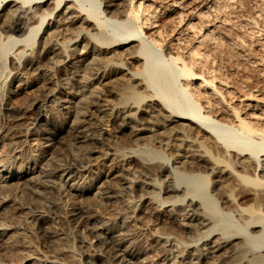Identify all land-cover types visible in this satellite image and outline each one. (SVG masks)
<instances>
[{
    "label": "bare ground",
    "instance_id": "obj_1",
    "mask_svg": "<svg viewBox=\"0 0 264 264\" xmlns=\"http://www.w3.org/2000/svg\"><path fill=\"white\" fill-rule=\"evenodd\" d=\"M150 1L155 0H0V82L15 75L14 82L0 94V117L5 114L12 123H0V264H39L40 256L27 250L30 247L27 248L29 244L23 238L20 237L23 241L18 240L19 237L16 239L20 242L10 239L9 232L18 222L10 212L11 207L15 208L10 194L21 193L25 187L28 188L26 183L30 181L32 184L33 177L37 176L38 180V174H34L37 169L45 178L58 174L71 179L70 170L61 166L60 161L56 160L58 163L55 162L54 166L49 165L53 159L52 156L47 157V152L51 151L60 132L73 135L82 143L91 138L92 134L83 128V121L93 111L106 116L119 133L127 129V140L133 141L144 154H158L147 146L153 141L161 148L176 146L172 165L158 162L160 166L155 172L164 177L161 183L164 180L166 183L161 184L160 190L168 192L170 199L160 196V184L150 173L140 181L144 191L140 194L139 203L135 204L137 213L162 219L166 230L172 228L171 224H176L192 236L193 239L186 241L177 238L173 231L155 233L157 242L168 246L163 257L168 264H264V128L255 125V118L263 114L262 111L258 114L248 111L246 115L250 113L252 116L246 118L244 113L242 116L239 113L240 106L227 102L225 95H235L232 94L235 87L226 84V77L217 75V64L213 66L205 53V48L212 45L210 43L218 45L219 42L214 40L206 21L198 27L190 22L192 16H199L200 11L196 12L199 7L208 1L218 0H198V7L191 5L188 8L182 0H156L158 5ZM160 1L165 3L158 8ZM173 14L177 16L176 26L170 27L173 28L170 29L172 36L163 42L159 36ZM176 48L182 51H176ZM42 61H48L50 69L62 70L54 83L50 80L53 73L37 76L34 72ZM120 75L127 82L124 88L116 89L109 82H119ZM28 76H33L31 80L42 86L43 93L40 98L23 103L21 100L25 99V93L34 90L33 83L27 82ZM104 85L115 93L117 101L112 103L103 99L104 103H99L96 100ZM250 96V93H243L239 98L243 102L251 99ZM145 97L150 102L145 101L143 108L140 104V109L137 105ZM256 102L251 106L259 109ZM154 103L157 108L152 105ZM140 113H145L148 118H143ZM46 117L55 119L52 129L35 127ZM23 121H28V124L23 126ZM164 131L171 133V139L153 138ZM104 134L108 133L99 131L97 138L101 139ZM92 139L95 140V135ZM124 147L121 146L116 154L103 152L101 148L97 157L101 161L118 158L120 163H114L113 174L116 181L125 185L134 153ZM142 156L140 158L145 160ZM73 159L81 168L79 173L85 172L90 176L96 171V164L86 163L83 157L76 155ZM143 162L141 165L146 163ZM95 175L94 179L102 182L109 179L99 171ZM176 175L178 183L174 181ZM208 175L211 176L210 193L205 190ZM116 181L113 188L117 187ZM182 182L191 185L181 189L179 183ZM14 183L19 187L16 185L18 189L10 191ZM74 185H67L66 191L73 196V200L70 198L73 209L66 210V213L83 214L86 204L81 202L83 197L80 201L82 191ZM147 188L153 191L148 194ZM178 192L183 196L180 197ZM231 212L236 214L238 222L232 224L228 220L226 216ZM34 216L39 228L46 230L52 242H59L60 236L48 223L47 215L41 210ZM126 218L119 220L125 231H131L132 223L129 224ZM104 227L95 226V223L89 226L93 235L92 242L88 243L91 251L85 253L84 259L91 264L110 250L114 262L108 261L107 264L129 262L134 253L131 248L136 244L125 245L115 238L120 243L115 246L114 239L108 237L110 231ZM113 231L118 237L124 234L119 229ZM9 244L14 245L17 257L12 258L15 251H10L13 256L7 254ZM46 261L48 264L56 263L53 259ZM68 262L77 264L74 258Z\"/></svg>",
    "mask_w": 264,
    "mask_h": 264
},
{
    "label": "rangeland",
    "instance_id": "obj_2",
    "mask_svg": "<svg viewBox=\"0 0 264 264\" xmlns=\"http://www.w3.org/2000/svg\"><path fill=\"white\" fill-rule=\"evenodd\" d=\"M218 1L217 2L208 1L206 3V5L204 4L201 7H199L198 10L196 11V12L200 11L199 16L195 15L199 18L192 16V18L190 19V22H192L196 27H198V25L204 24L206 21L208 27L211 29V33L213 35L214 40L217 39L216 43L219 42L218 45L217 44L214 45L213 43H210L212 45H209V49H208V46L205 48L207 50V51H205V53L207 52L206 54L208 56L209 62L210 63L213 62L212 63L213 66L214 65L216 66V64H217V66L215 67V68L219 69L218 70L219 73L217 75H219V76L221 75V77H223V78L226 77L224 80V81H226V84L230 85V86L232 85L235 87V89L232 92V94H235V95L231 96L230 95L231 93L228 95H225L227 102L229 104H234L236 106H240L239 107V109H240L239 113L241 114V116L245 114L246 118H248L249 116L250 117L252 116L250 113L255 112L258 114L262 111L261 113L263 115H260V117L258 116V118H255V120L257 121L255 123V125L257 127L260 126L259 128H262V127L264 128V0H218ZM150 2H154L155 5H158L157 3H159V1H156V0L150 1ZM163 2L164 1H160V6H158V8H161V5H164L165 2L164 3ZM182 2L184 3V6L187 8L191 5L192 6L196 5L198 7V4H200L198 2V0H191V1L190 0H182ZM1 4H3V2ZM211 6H212V9H211ZM223 7H224V9H221ZM216 8H218V9H216ZM173 16L174 17H171L172 19H170V21H168V23L165 25L164 32H162L163 34H161V36H159L163 42L167 41L172 36L170 29H173V28H170V27L176 26L175 22L177 21V18H175V17H177V16H175L174 14H173ZM202 22H204V23H202ZM160 38H159V40H160ZM211 47H213V49H211ZM216 47H217V50H216ZM175 50L177 51L178 49L176 48ZM202 50L203 49H201L200 52H202ZM214 50H216L218 52H216ZM178 51L181 52L182 50H180V48H179ZM212 54H214V55L212 56ZM219 58H220V60H219ZM210 59H212V60H210ZM47 62L48 61H46V63ZM44 63H45V61L44 62L42 61V64L40 63L42 67L39 65L40 67H38L34 72H36L38 74L37 76H46V74H48L50 72L53 73L52 78L50 80L52 83H54L55 80L62 73V70L61 69L56 70L57 69L56 67H53L52 69H50L51 64L50 63L44 64ZM48 65H49V67H48ZM8 68H9V66H8ZM40 70H44V71L41 72ZM39 73L41 75H39ZM216 73H217V71H216ZM14 77H15V75L8 77L6 80L7 83H6V81L3 82L4 84L2 82H0V84H1L0 94L6 90L5 88L9 87L10 83L12 84L14 82ZM32 77L33 76H28L27 79L29 78V80H27V82L33 83L32 88L34 90L32 92L29 91V92L25 93L26 97H23V98H25L26 100L25 99L21 100L23 103L31 102L32 99L34 100V99L40 98L42 93H43V91H42L43 89H41L42 86L39 83H37L38 84L37 85L35 83L36 81L35 82L32 81L33 80ZM9 78H11V79H9ZM8 79H9V81H8ZM122 80H124V82ZM120 82L121 83L123 82V83L120 84ZM126 82H127L126 78L123 75H120L119 82L116 80L114 83L113 82H109V83L113 84L116 89H122V88H124V85L126 84ZM102 88H103V90L104 89L107 90L105 85ZM2 89L4 90L3 92H2ZM103 90H99L101 92L96 97V100H98L99 103H104L103 99H106L108 101L110 100L109 102H112V103L117 101V96L115 95V93H112L108 90L107 91L106 90L103 91ZM243 93L244 94L250 93L251 99H249V100L244 99L242 102L240 98H242ZM31 95H33V96H31ZM35 97H37V98H35ZM147 99H149V98L148 97L143 98L137 106L141 109L140 104H142V108H143L145 105L144 103H146L148 101ZM255 101H258L256 103H257L259 109H257V107L251 106V104L254 103ZM148 102H150V101H148ZM239 102L244 103V104H245V102L250 103V105H243L242 106L241 103H239ZM152 105H154V107L156 105V108H157V104L154 103ZM242 107H243V110L241 109ZM248 111L250 112L248 114L249 116L246 115ZM140 114L143 115V118H145V119L148 118L147 116H145V113H140ZM226 117L228 118V116H226ZM9 119L10 118H8L7 115L2 114L0 117V123L2 125H4V124L9 125V123H11L10 122L11 120H9ZM39 122L40 123L36 124L35 127L39 126V127H37L39 129H41V128L52 129V126H53L52 124H53V122H55V119L52 117H50V118L46 117V119L45 118L43 120L41 119V120H39ZM22 124H23V126L27 125L28 121H26V122L23 121ZM83 128H85L86 131H88L92 134L91 138L85 139L84 143L79 142V139L73 135L67 134L66 132H60V134L58 133L57 137L54 139L53 145L50 148L51 151L47 152V157L49 155L50 157L52 156V159H53V161L50 162V163H52V162L53 163L49 164V165L54 166V164L58 163L56 160L60 161L61 163H59V164L61 166L65 167V169L70 170L69 175L71 176V179H70V177L68 179V176H61L60 177L58 174L46 176L47 178H45V175L41 174L42 172L39 169H37L34 172V174H35V176L38 174V177L40 179L38 178V180H37V176L33 177L34 180H32V184L30 183V181L27 182L26 186H28V188L25 187V189L21 193H17V192H15L16 194L15 193L12 194V192H11V194L9 193L11 195V199L13 200L12 202H14L13 204L15 205V208H16L15 209L13 207L14 208L13 209L11 207L10 212L14 213V215L12 214L13 219L15 218L14 220H17L18 222L16 221L17 223L15 226V228L16 227L17 228L16 229L14 228L11 230L12 232L11 231L9 232L12 238L10 237L9 233H7V236H9L12 241H17L16 239H18V237H19L18 240H20V241H23V239H24L25 243H28L30 245V246L28 245L27 248H29V247L30 248L27 250L32 251V252L29 251L32 254L35 251L33 255L37 254L38 256H40L39 264H48V263H46L47 259L56 260L55 264H64V263L65 264H71L70 262H68L71 260V258L76 259L77 264H90L84 258H85V253H87L88 251L89 252L91 251L90 245H88V243L90 241L92 242L93 235L90 233L89 226H91L95 223V226H101V227L105 226L104 228L107 229L108 231H110V234H108V237L109 238L112 237V239H114V245L115 246H117L116 245L117 243L120 244L119 242H117L115 240V238L118 239L119 241H121L122 243H124L125 245L131 244L130 246H132L133 244H136V245H133V248H131L132 252H134V253H133L130 261L124 262V264H141V263L142 264H144V263H146V264H168V261L163 258L165 256L164 254H166L168 252V251L166 252V250L168 249L167 248L168 246H166L162 242H157V240L155 238V233L156 232L161 233L163 231H166V232L167 231L168 232L173 231L172 233H175V236L177 238L179 237V238H181V240L185 239L186 241L189 239L190 240L193 239L192 236L191 235H190L191 237L189 236V233L186 232L187 230L184 227L178 226L176 224H171L172 228H170V230L169 229L166 230L164 228L165 224H164L162 219L160 220L159 218H156L154 216H150V215L145 216L144 214L141 215V214L137 213L135 210V207H136L135 204L139 203V200H140L141 195H142L141 193H143V191H144L143 188L141 187L140 181L142 179H145L144 177L146 174L148 175L150 173L153 174V175L150 174V176H152L158 182V184H160L159 194H160V192H161V194L163 193L162 195L160 194V196L161 197L164 196L162 198L166 197V198L170 199V196H169L170 194L168 195V192L160 190V187L162 189V186L164 185V183H166L165 180L162 181V183H161V180H163L164 177L163 176L159 177L158 174H156L155 172H156V168L158 166H160V164L164 165V164H167L169 162V165H172V163H173L172 158L174 157L173 153H175L174 151L176 149V146H171L172 148H170L169 146H165V148H164V146H162V148H161V146L159 144H157V142L155 143V141H153V143L151 142L152 144L149 143V144H147V146L150 150L155 151L158 154L155 155L151 152H148V153L146 152L144 154L141 152L140 149H138L139 147L137 145H135L133 143V141L130 142L127 140V138L125 137L127 129H123L122 133L120 132L122 134L121 135L118 131H116V127H115L114 123L107 121L106 116H103L101 113H98L96 111H93L91 115L87 116L84 119ZM99 131H105L108 134H106V135L104 134L101 137V139H98L97 136H98ZM166 132L167 131H164V133H162V132H160L159 134L157 133L158 135L155 134V136H153V138L155 140L159 139V138L160 139L161 138L171 139L170 138L171 133L170 132L166 133ZM94 135H95V140L92 139L94 137ZM35 138H37V137L35 136ZM122 139H124V141ZM144 142H145V140H144ZM121 146L124 147L125 150H129V148H130V150L133 151V153H134V156H133L134 160L132 158V160L130 161V163H131V164L129 163L130 168L128 169L129 170L128 173H126V175L128 174V176H129V177L127 176L128 181H127V183H125V185H127V187H125L124 184L119 182V180L116 181L117 178L113 174L114 163L115 164L120 163L118 158L112 159L111 161L108 160V158H107L106 160H102L103 161L102 162L101 159H99L100 157H97V155L102 151V149H103V152L106 150V152L110 151V152H113L115 154H116V152L119 153L118 149L120 150ZM152 147H155V148H152ZM158 147H159V149H158ZM168 147L171 150H169ZM133 148H134V150H132ZM6 149H8V148H6ZM164 149H166L167 151ZM159 152H160V154H159ZM75 153H77L76 155L83 157V159L85 160L86 163L91 162L94 165L96 164V167L94 166L95 167L94 170L102 172V174H106V176L108 175L107 178H109V179L106 181H103V182L97 178L94 179L95 178L94 176H96L95 175L96 171L94 173H90V176L88 173H85V172H84V174L82 172L79 173L81 168L77 165V162L73 159V156H76V155H74ZM168 154H169V156H168ZM142 155H145V156H142ZM140 156L145 157L146 161L144 159L140 158ZM108 157L110 158L113 156H108ZM97 159H99V160H97ZM141 160L146 162V163L143 162L144 164L141 165V162H142ZM165 161H166V163H165ZM158 162L160 164H158ZM142 168H143V170H142ZM144 169H147L149 171H147V170L145 171ZM132 171H134V172H132ZM85 175L88 177H86ZM81 176H82V178H81ZM208 176H207L208 183H207L205 190L207 193H210V192H212V185L210 183L211 176L210 175H208ZM50 177H51V179H50ZM41 178L42 179L45 178V179H43V181H42ZM79 178H81V179H79ZM177 178H178L177 175L174 176V181H176L178 183ZM35 179H36V181H35ZM34 181L36 182V184ZM115 181L117 182V187L115 185L114 186L115 188H113ZM41 182L43 184H41ZM71 182H73V183H71ZM34 184H35V186H34ZM161 184H163V185L161 186ZM179 184H180L181 189H182V187H183V189L186 188V185L187 186L191 185L189 183L186 184L183 182L179 183ZM12 185L13 186H10L11 189L9 188L10 191L13 189L15 191L16 188L18 189V187H19L18 186L19 184L17 185V183H14ZM16 185L18 187H16ZM67 185H74L76 188L79 187L77 189L80 192L81 191L83 192V193L81 192L80 201L82 200V197H83V200L81 202H83V205H85V204L87 205V206L85 205V207L87 209L84 208L85 212L83 214L81 212H78L77 214H71V212L69 214L66 213V212L70 211V209H73L72 204L70 203L71 200H73L72 199L73 196H70L68 191H66V190H68ZM29 187L31 189H29ZM34 188H36V189H34ZM116 188L117 189L119 188V189L117 190ZM33 189L35 190V192L37 190H39V191L36 192V194H35ZM150 191H153V189H151V188L146 189V192H148V194L150 193ZM92 192H94V193H92ZM178 194L180 197L183 196L182 192H181V194H180V192H178ZM86 197H87V199L85 201ZM70 198H71V200H70ZM68 201L71 205L68 204ZM218 204H220V203H218ZM55 205H56V207H55ZM61 208H63L64 210ZM57 209H59V211ZM41 210L45 215H47V217L49 219L48 223L50 222L49 224H52V226L55 229L57 236L58 235L60 236L59 242L53 241V242H55V243H53L52 240L50 239V237L47 235L46 230L45 229L43 230V228H41V227L39 228V225L37 224V222H35V216L34 215L37 214V211H41ZM66 210H68V211H66ZM224 211H229V210L224 209ZM1 213H2V211H0V215H1ZM84 214L86 215L85 217H83ZM121 215H123L124 218L128 217V218H126V220L129 222V224L132 223V224H130L131 229L133 227L132 230L130 229L131 231L127 230L126 228H125L126 231L124 230L125 226L123 227L122 221L119 220V219H124V218H121L122 217ZM226 217L228 218V220H231L230 222L232 224L239 221L236 214L234 215L233 212H231ZM102 220H103V222H102ZM105 220H106V222H105ZM91 222H93V223H91ZM99 224H101V225H99ZM109 227H111L112 229H110ZM118 229L120 230V233H124V234H119V237L123 238L126 236L127 238L125 237V239H128V238H131V239H128L126 241L124 238L123 239L119 238L118 235L113 234L111 232L112 230L115 231ZM45 232H46V235H45ZM187 233H188V236H186ZM9 237H7L8 241L10 240ZM20 237L23 239H21ZM61 238L63 240H61ZM154 240H156V241L154 242ZM20 241H17V242H20ZM9 243H11V242H9ZM157 243H159L161 245H159ZM11 244H9L10 246L7 247L6 252L9 250V253L7 252V254H9L10 256H13L11 253L15 250H14V245L12 246ZM10 251H12V252L10 253ZM97 251H99V250H97ZM136 252H138L139 255L136 254ZM15 253L16 254H14V256L12 258L18 256V253L16 251H15ZM70 255H72V257H70ZM142 255H145V256L143 257ZM58 258H59V260H58ZM108 261H111L112 263L114 262L113 257H112V253L110 250L104 252V254H102V256L98 257V259L96 258L93 261V263H91V264H107Z\"/></svg>",
    "mask_w": 264,
    "mask_h": 264
}]
</instances>
